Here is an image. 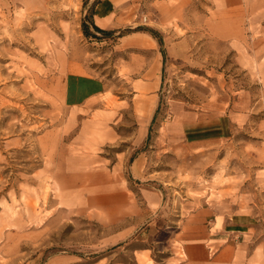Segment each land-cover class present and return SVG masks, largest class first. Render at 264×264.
<instances>
[{"label":"rangeland","instance_id":"1","mask_svg":"<svg viewBox=\"0 0 264 264\" xmlns=\"http://www.w3.org/2000/svg\"><path fill=\"white\" fill-rule=\"evenodd\" d=\"M95 1L0 0V264H171L198 214L263 245L264 0H133L100 38ZM78 73L104 90L74 105Z\"/></svg>","mask_w":264,"mask_h":264},{"label":"crops","instance_id":"2","mask_svg":"<svg viewBox=\"0 0 264 264\" xmlns=\"http://www.w3.org/2000/svg\"><path fill=\"white\" fill-rule=\"evenodd\" d=\"M258 1L214 0L222 19L239 17L238 11L252 8ZM134 4L133 0H96L91 18L98 27L116 31L135 22L137 9ZM68 76L65 80L66 98L74 105L104 90L101 81L92 79L91 75L78 73ZM252 222V216L244 213L215 220H210L205 214L184 217L168 238L175 242L170 247L175 260L171 264H264V244L254 238ZM150 250L134 251L135 259L149 258L138 253L146 251L150 256ZM111 260L108 257L106 261L100 259L92 264H110ZM112 264L124 263L114 261Z\"/></svg>","mask_w":264,"mask_h":264},{"label":"trees","instance_id":"3","mask_svg":"<svg viewBox=\"0 0 264 264\" xmlns=\"http://www.w3.org/2000/svg\"><path fill=\"white\" fill-rule=\"evenodd\" d=\"M91 25H92V27H91ZM83 29H84L85 35L92 36V37L95 36V37H98V38L101 37L100 35H103L105 37V36H109L110 33H112L111 32L112 30L108 31V30L102 29V28L98 27L97 25H95V23H93V20L90 21V22L84 21ZM149 31L153 35H156V33H154L153 31H151V30H149ZM98 34H100V35H98ZM154 116L156 117V114Z\"/></svg>","mask_w":264,"mask_h":264}]
</instances>
